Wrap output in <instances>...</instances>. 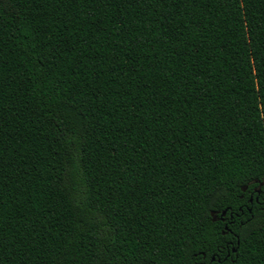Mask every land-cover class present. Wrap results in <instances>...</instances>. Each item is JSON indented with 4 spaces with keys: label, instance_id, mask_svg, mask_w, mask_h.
I'll return each instance as SVG.
<instances>
[{
    "label": "trees",
    "instance_id": "trees-1",
    "mask_svg": "<svg viewBox=\"0 0 264 264\" xmlns=\"http://www.w3.org/2000/svg\"><path fill=\"white\" fill-rule=\"evenodd\" d=\"M0 264H264V0H0Z\"/></svg>",
    "mask_w": 264,
    "mask_h": 264
},
{
    "label": "water",
    "instance_id": "water-1",
    "mask_svg": "<svg viewBox=\"0 0 264 264\" xmlns=\"http://www.w3.org/2000/svg\"><path fill=\"white\" fill-rule=\"evenodd\" d=\"M225 215V211H223L222 213H221V217L222 216H224ZM213 218H215V217H213ZM234 251V250H233Z\"/></svg>",
    "mask_w": 264,
    "mask_h": 264
},
{
    "label": "flooded vegetation",
    "instance_id": "flooded-vegetation-1",
    "mask_svg": "<svg viewBox=\"0 0 264 264\" xmlns=\"http://www.w3.org/2000/svg\"><path fill=\"white\" fill-rule=\"evenodd\" d=\"M258 192V191H257Z\"/></svg>",
    "mask_w": 264,
    "mask_h": 264
}]
</instances>
